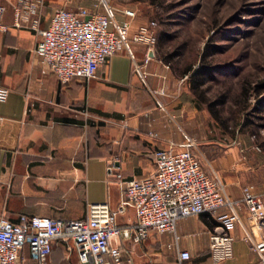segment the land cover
<instances>
[{"label":"crops","instance_id":"1","mask_svg":"<svg viewBox=\"0 0 264 264\" xmlns=\"http://www.w3.org/2000/svg\"><path fill=\"white\" fill-rule=\"evenodd\" d=\"M16 3L0 0L8 25L6 32H0V87L9 90L6 100L0 101V217L14 222L22 214L77 219L85 216L89 203L107 202L116 207L119 183L107 168L112 166L125 179L152 175L153 151L180 143L188 135L184 123L175 120H182L188 99L170 87V82L175 83L172 72L156 53L145 67L147 81L153 90L163 88L164 94L154 95L142 84L124 52L109 57L89 81L74 78L61 83L35 50L38 32L25 23L14 25ZM110 4L120 23L128 18L124 11L133 10L118 0ZM59 7L106 14L96 0H45L40 28L48 26ZM135 17L133 30L145 23ZM134 48L141 61L144 47ZM235 160L231 151L220 164L233 174L225 177L226 191L232 199H240L248 170L255 171ZM255 190L264 194V186ZM237 211L245 221V207ZM135 220L131 206L118 217L121 226ZM217 227L234 237V255L222 264L257 261L228 206L213 215L180 218L174 233L150 231L141 244L123 238L116 243L132 264H179V251L190 255L182 264H212L209 234ZM18 264H38L29 244L21 250ZM48 264H79L72 241H53Z\"/></svg>","mask_w":264,"mask_h":264},{"label":"built area","instance_id":"2","mask_svg":"<svg viewBox=\"0 0 264 264\" xmlns=\"http://www.w3.org/2000/svg\"><path fill=\"white\" fill-rule=\"evenodd\" d=\"M44 4L45 0H17L14 25L25 23L38 32L40 39L35 50L61 83L74 78L89 81L109 57L124 52L131 60L133 71L148 87L145 67L155 55L156 21L149 20L133 30L134 10L126 9L124 14L128 18L120 23L113 16L110 0H96V5H103L106 14L59 7L53 11L48 26L40 28V10ZM5 10L0 4V32L8 30L3 21ZM135 45L145 49L141 61L135 55ZM148 89L154 95L165 93L163 88ZM8 92L0 87V101L6 100ZM200 154L196 141L186 135L180 143L153 151L155 171L150 176L125 179L109 166L108 173L115 174L121 192L117 206L107 202L89 203L82 218L22 214L14 222L0 217V264H18L25 244L31 246L38 264H48L55 240L72 241L79 264H132L131 258H123L116 239L141 244L150 231L174 233L180 218L202 213L213 215L222 206L230 208L243 229L244 239L257 254L254 264H264V194L256 192L253 185H245L241 198L232 199L218 175L203 168ZM129 206L134 209L136 220L132 225L121 226L118 217ZM239 206L246 209L245 221L238 214ZM233 243L234 237L226 230L217 227L211 231L208 248L211 263L222 264L231 259ZM189 257L187 251H179L178 263Z\"/></svg>","mask_w":264,"mask_h":264},{"label":"rangeland","instance_id":"3","mask_svg":"<svg viewBox=\"0 0 264 264\" xmlns=\"http://www.w3.org/2000/svg\"><path fill=\"white\" fill-rule=\"evenodd\" d=\"M118 1L138 20L156 21L155 53L168 58L175 82L170 87L188 99L182 120H175L196 141L203 168L225 184L233 174L221 169V159L234 151L237 165L255 171L248 170L244 184L264 186V0ZM187 62L194 68L205 63L213 71L200 88L206 89L205 100L193 95L189 75L174 74L173 66L178 71ZM223 94L220 106L215 101Z\"/></svg>","mask_w":264,"mask_h":264},{"label":"trees","instance_id":"4","mask_svg":"<svg viewBox=\"0 0 264 264\" xmlns=\"http://www.w3.org/2000/svg\"><path fill=\"white\" fill-rule=\"evenodd\" d=\"M162 60H164L165 62H168V58H166L165 56H161ZM209 65L205 64V63H201L198 67L194 68L192 66L191 62H187L185 63L183 66H181V68L178 69V71H176L175 67L173 66V70H174V74L176 73V75L178 77H183L184 75H189L190 77V83H191V91L193 93L194 96H198L200 97L201 100L204 99V91L206 90H202L200 89L201 87L204 86V84L207 82V80L212 79L211 74H212V70L209 69ZM225 94L222 95L221 99H219L218 101H215L217 104H219L220 106L224 104V100H225ZM205 100V99H204ZM215 102H210L208 103V108L210 110V112L212 113V115H216L217 116V111L214 109V104Z\"/></svg>","mask_w":264,"mask_h":264}]
</instances>
